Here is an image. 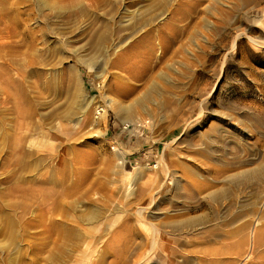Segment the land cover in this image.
<instances>
[{
    "label": "rangeland",
    "instance_id": "374dc122",
    "mask_svg": "<svg viewBox=\"0 0 264 264\" xmlns=\"http://www.w3.org/2000/svg\"><path fill=\"white\" fill-rule=\"evenodd\" d=\"M262 211L264 0H0V264H259Z\"/></svg>",
    "mask_w": 264,
    "mask_h": 264
},
{
    "label": "bare ground",
    "instance_id": "6f19581e",
    "mask_svg": "<svg viewBox=\"0 0 264 264\" xmlns=\"http://www.w3.org/2000/svg\"><path fill=\"white\" fill-rule=\"evenodd\" d=\"M109 101V100H108ZM102 111V110H101ZM101 111L99 110V112H98V116H99V118H101V117H103V114L101 113ZM98 118V119H99ZM40 204V203H39ZM262 212H264V211H262ZM248 226V225H247ZM10 227V226H9ZM8 227V228H9ZM9 230V229H8ZM7 233H8V231H6ZM5 232V233H6ZM242 231L240 230V234H242L241 233ZM4 233V232H3ZM247 233V232H246ZM254 233V234H253ZM252 234V237H251V245L252 246H254V247H256L257 245H259V246H261V245H264V228H262V229H258V230H256V232L254 231ZM237 234V233H236ZM244 234V233H243ZM242 234V235H243ZM3 235V234H2ZM5 235V234H4ZM9 235H11V234H9ZM241 235V237H240V239H239V241H238V243L237 244H235L234 246L236 247V245L239 247V244H244L245 245V243H248L247 242V239H249V237L248 236H242ZM230 236V235H229ZM11 237V236H10ZM44 237V236H43ZM248 237V238H247ZM249 241V240H248ZM250 245V244H249ZM228 246V245H227ZM235 247H234V249H235ZM44 247H42L41 246V248H38V249H33L32 251L31 250H28L27 251V254L25 255V257L23 258V260H21V263H18V264H41V262H42V260H43V258L41 257L42 256V253H43V249ZM224 248H226V246H224ZM237 249V248H236ZM118 252L116 253V255H117V259H115L116 261V263L115 264H126V258H125V254L124 253H126L125 252V249H118L117 250ZM224 251V250H223ZM234 251V250H233ZM236 251V250H235ZM235 251H234V253H235ZM218 251H216V253H217ZM225 252V251H224ZM228 252V251H227ZM230 252H231V250H230ZM229 252V253H230ZM107 253L108 252H105V254L101 257V258H99L98 259V261L97 262H95L94 264H105L106 262H105V258H106V255H107ZM219 253V252H218ZM233 253V252H232ZM237 253V252H236ZM239 253V252H238ZM237 253V254H238ZM225 254H228V253H225ZM236 254V255H237ZM262 254V253H261ZM32 255V257H30ZM218 255V254H217ZM228 255H230V254H228ZM235 255V254H234ZM126 257H127V255H126ZM260 257V256H259ZM58 258V257H57ZM261 258H262V261H261V263H259V264H264V256H261ZM56 259V257H55V253L51 250V252L49 251V254H48V256L46 257V262L48 261H53V260H55ZM130 259V258H129ZM125 260V261H124ZM259 261V262H260ZM54 262V261H53ZM51 263V262H50ZM43 264V263H42ZM230 264V263H229ZM232 264V263H231ZM257 264H258V262H257Z\"/></svg>",
    "mask_w": 264,
    "mask_h": 264
}]
</instances>
